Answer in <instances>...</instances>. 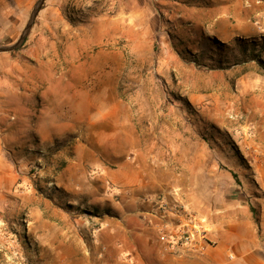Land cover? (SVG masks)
Listing matches in <instances>:
<instances>
[{
	"label": "rangeland",
	"instance_id": "374dc122",
	"mask_svg": "<svg viewBox=\"0 0 264 264\" xmlns=\"http://www.w3.org/2000/svg\"><path fill=\"white\" fill-rule=\"evenodd\" d=\"M38 1L0 0V46L18 40ZM237 24L257 35L235 39L264 37V0H45L24 44L0 52V264H133L117 244L110 259L97 248L122 229L123 175L104 155L114 150L135 174L165 179L170 198L139 213L151 230L169 227L162 200L202 218L213 247L215 219L228 226L241 205L264 213V63L214 36ZM79 145L113 163L81 165Z\"/></svg>",
	"mask_w": 264,
	"mask_h": 264
},
{
	"label": "crops",
	"instance_id": "0c3cea01",
	"mask_svg": "<svg viewBox=\"0 0 264 264\" xmlns=\"http://www.w3.org/2000/svg\"><path fill=\"white\" fill-rule=\"evenodd\" d=\"M216 24V28H223V18H216L212 25ZM209 35V33H206ZM244 35L245 37H252L257 35V29L249 26L247 28L240 27L239 24L226 30L214 29L215 37H228L230 40H235L237 36ZM34 127H30L31 135L41 134L42 129L40 122L35 124ZM56 129L64 127L65 125L55 124ZM54 128V129H55ZM98 137L102 140L115 142L116 136L114 134L99 133ZM93 140V137H90ZM114 148V145H112ZM117 148V147H116ZM105 151V149H104ZM76 160L83 165L84 163H99L102 169H108L107 165H111L110 161H107L106 157H112L114 162L119 165V171L123 175L124 187H121V192H126V202L121 208L119 221L122 229L111 231L106 230L100 235V242L98 249L105 248V254L116 253L117 248H113L116 244L119 246V252L130 256L134 259L133 264H264V246L260 247L255 240V226L264 229V213L259 215V225L255 222L253 215L251 214L247 205H241V208L235 209L233 213L241 215L240 218H233L228 221V226H223V221L215 219L217 224H214L213 235L219 240V244L215 247L209 246L206 253L203 255H197L191 251H179L174 247H168L166 243L161 240L160 230H151L145 223L148 220L147 216H139V213H145L146 209H149L150 198H154L160 194H164L167 198H170V194L167 193L165 186V179L163 176L155 172H146L145 174H135L134 161L132 159H119L117 151H113L111 156L107 153L104 155V159H98L93 156V147L79 145L76 149ZM156 153H149L147 157L156 158ZM116 170V169H115ZM109 171V170H107ZM114 173V172H112ZM110 174V172H108ZM166 189V190H165ZM131 191V193H129ZM88 194V202L93 199L94 193L91 191H84ZM133 194L134 200L128 201V195ZM93 199L95 206H107L111 204V197L101 196ZM128 199V200H127ZM150 199V200H149ZM67 200H79L75 197H70ZM68 201V202H69ZM145 201V202H143ZM147 201V202H146ZM160 222L167 223L168 229L177 227V215L176 213L162 214ZM250 238L245 242L240 241L241 238ZM263 250V251H262ZM126 256V257H127ZM127 264V263H125Z\"/></svg>",
	"mask_w": 264,
	"mask_h": 264
},
{
	"label": "built area",
	"instance_id": "2783aa9c",
	"mask_svg": "<svg viewBox=\"0 0 264 264\" xmlns=\"http://www.w3.org/2000/svg\"><path fill=\"white\" fill-rule=\"evenodd\" d=\"M160 208L167 213H176L179 218L177 227L173 229H160L161 240L168 247H174L179 251H191L197 255L206 253L212 242L206 236L208 229L202 218H197L191 214L184 203L175 200L174 205H169L166 201L160 202Z\"/></svg>",
	"mask_w": 264,
	"mask_h": 264
},
{
	"label": "trees",
	"instance_id": "16d2710c",
	"mask_svg": "<svg viewBox=\"0 0 264 264\" xmlns=\"http://www.w3.org/2000/svg\"><path fill=\"white\" fill-rule=\"evenodd\" d=\"M235 43L237 44V48L242 51L243 54L250 55L255 57L253 59L259 60V62H263L262 53H264V37L260 39H252L250 41H242L240 39H235ZM250 48H252L253 52L250 54ZM253 211H255L254 207H251ZM257 224H259V217H255Z\"/></svg>",
	"mask_w": 264,
	"mask_h": 264
},
{
	"label": "water",
	"instance_id": "95a60500",
	"mask_svg": "<svg viewBox=\"0 0 264 264\" xmlns=\"http://www.w3.org/2000/svg\"><path fill=\"white\" fill-rule=\"evenodd\" d=\"M45 3V0H39L36 4V6L34 7L33 11H32V14L30 16V19L28 21V24L26 25L25 29L23 30L21 36L18 38V40L13 43V44H9V45H1L0 46V52H10V51H14L18 48H20L25 40H26V37L28 36L30 30H31V27L35 21V19L37 18L43 4Z\"/></svg>",
	"mask_w": 264,
	"mask_h": 264
}]
</instances>
